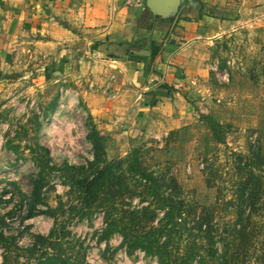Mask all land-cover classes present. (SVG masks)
<instances>
[{
    "label": "rangeland",
    "instance_id": "obj_1",
    "mask_svg": "<svg viewBox=\"0 0 264 264\" xmlns=\"http://www.w3.org/2000/svg\"><path fill=\"white\" fill-rule=\"evenodd\" d=\"M206 64L213 72L203 81L207 91L185 93L186 103L176 112L182 115L181 124L170 130L162 111L149 114L144 126H133L135 114L123 109L114 91H80L69 78V68L41 63L31 46L9 48L0 63V232L14 239L5 251L0 245V264L5 254L7 264H37L24 248L36 235H47L55 219L70 231L64 247L78 250L88 264H160L143 251L126 253L118 234L100 240L99 217L72 218L70 185L93 168L87 167L93 160L87 139L93 126L104 137L108 160L125 159L137 149L146 164L167 162L188 197L201 205L215 203L217 189L206 184L201 172L204 158L216 157L222 165L218 184L227 188L232 151L264 157V26L245 25L214 38ZM237 74L248 77L259 91L215 90L227 87ZM207 115L223 122L219 135L225 143L213 137L203 120ZM80 165L85 168H73ZM260 165L254 172L264 182V161ZM34 181L41 183V190L28 215ZM222 192L224 199L231 197V192ZM234 219L231 211L217 214L216 252L214 257L202 252L204 264H264V213L252 217L260 228L257 235L243 241L223 233Z\"/></svg>",
    "mask_w": 264,
    "mask_h": 264
},
{
    "label": "crops",
    "instance_id": "obj_2",
    "mask_svg": "<svg viewBox=\"0 0 264 264\" xmlns=\"http://www.w3.org/2000/svg\"><path fill=\"white\" fill-rule=\"evenodd\" d=\"M252 24L264 26V0H198L164 21L145 0H0V63L9 48L31 46L41 63L69 68L80 91H114L133 126L162 111L172 130L185 93L207 91L213 39ZM215 90L259 88L237 74Z\"/></svg>",
    "mask_w": 264,
    "mask_h": 264
},
{
    "label": "trees",
    "instance_id": "obj_3",
    "mask_svg": "<svg viewBox=\"0 0 264 264\" xmlns=\"http://www.w3.org/2000/svg\"><path fill=\"white\" fill-rule=\"evenodd\" d=\"M187 3L188 0H184V5ZM210 74L213 75V72L210 71ZM203 120L213 137L225 143L219 135V129L224 125L211 115L203 117ZM87 139L93 149V160L88 162L87 167L93 168L89 174L72 180L70 193L74 194V198L68 208L72 218L78 220L99 217L102 223L98 236L100 240L106 241L118 234L121 237L119 246L128 254L143 251L160 264H204L201 253L214 257L216 252L213 245L218 226L214 220L219 212L231 211L235 216L234 221L227 222L223 228L227 236L243 241L257 235L260 228L258 223L252 222V217L264 213V182L263 176L255 173L254 168L261 170L259 164L264 161L261 154L250 151V155L245 156L232 151L233 174L226 171L227 188L218 184L222 180V165L217 164L216 157L204 158L201 172L206 184L216 187L218 194L215 203L201 205L188 197L167 162L146 164L137 149L125 159L108 160L104 137L93 126ZM73 168L83 170L85 166ZM33 183L28 215L33 214L34 202L41 190L39 181ZM223 190L231 192L229 199L222 197ZM46 212L54 214L43 211ZM69 234L66 226L55 219L48 234L36 235L31 246L24 250L37 259V264H88L78 250L68 251L64 247ZM13 239L0 232V245L4 251ZM50 247L52 253L48 251ZM7 259L5 254L1 264H7Z\"/></svg>",
    "mask_w": 264,
    "mask_h": 264
},
{
    "label": "water",
    "instance_id": "obj_4",
    "mask_svg": "<svg viewBox=\"0 0 264 264\" xmlns=\"http://www.w3.org/2000/svg\"><path fill=\"white\" fill-rule=\"evenodd\" d=\"M197 0H188L189 5H197ZM186 4V5H187ZM147 11L157 18H177L184 5V0H145Z\"/></svg>",
    "mask_w": 264,
    "mask_h": 264
},
{
    "label": "built area",
    "instance_id": "obj_5",
    "mask_svg": "<svg viewBox=\"0 0 264 264\" xmlns=\"http://www.w3.org/2000/svg\"><path fill=\"white\" fill-rule=\"evenodd\" d=\"M128 1L130 2L131 0H128ZM225 78H227V80H228L227 74H225Z\"/></svg>",
    "mask_w": 264,
    "mask_h": 264
}]
</instances>
